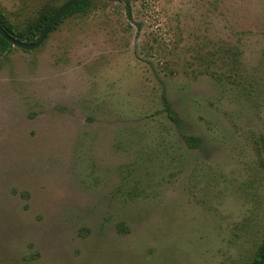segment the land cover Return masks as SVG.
<instances>
[{
	"label": "rangeland",
	"instance_id": "rangeland-1",
	"mask_svg": "<svg viewBox=\"0 0 264 264\" xmlns=\"http://www.w3.org/2000/svg\"><path fill=\"white\" fill-rule=\"evenodd\" d=\"M66 1L0 0V18L22 32ZM92 1L0 52V264H248L264 0Z\"/></svg>",
	"mask_w": 264,
	"mask_h": 264
},
{
	"label": "trees",
	"instance_id": "trees-1",
	"mask_svg": "<svg viewBox=\"0 0 264 264\" xmlns=\"http://www.w3.org/2000/svg\"><path fill=\"white\" fill-rule=\"evenodd\" d=\"M92 5H93L92 0H80L69 11H67L65 13V15L59 21H57L54 24L53 29L56 28L60 23H62V21L65 18H67L68 16H71L72 14H76V13H84V12L88 11ZM58 8L59 7L46 10L33 25H31L30 27H28L27 29H25L22 32L17 31L11 25L6 24L1 18H0V24L4 27V29L8 33L13 35L14 37H16L20 40L32 42V41H35L37 39L36 38L37 35L41 34L44 27L46 26V24L48 23V21L50 20V18L53 16V14L56 12V10ZM12 47H13V45L0 35V52L8 50ZM164 109L167 112L168 117L172 121H174L176 123L179 122V117L177 116L172 104L169 101H167L166 99H165V103H164ZM186 140L190 145H196V143H194V141L200 140V139L197 137H194V136H188V137H186ZM248 264H264V241L260 244L254 258Z\"/></svg>",
	"mask_w": 264,
	"mask_h": 264
},
{
	"label": "water",
	"instance_id": "water-1",
	"mask_svg": "<svg viewBox=\"0 0 264 264\" xmlns=\"http://www.w3.org/2000/svg\"><path fill=\"white\" fill-rule=\"evenodd\" d=\"M80 0H67L64 2L53 14L50 18L46 26L44 27L43 31L39 35V37L32 42H28L25 40H20L10 33H8L4 27L0 24V35L9 41L13 46H17L23 48L25 50H33L39 47L47 38L51 30L53 29L54 24L59 21L67 11H69L74 5H76Z\"/></svg>",
	"mask_w": 264,
	"mask_h": 264
}]
</instances>
